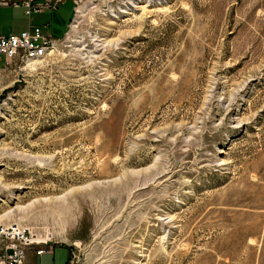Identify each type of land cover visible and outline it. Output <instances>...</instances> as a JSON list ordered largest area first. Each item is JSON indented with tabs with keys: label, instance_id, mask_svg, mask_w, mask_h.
I'll use <instances>...</instances> for the list:
<instances>
[{
	"label": "rangeland",
	"instance_id": "374dc122",
	"mask_svg": "<svg viewBox=\"0 0 264 264\" xmlns=\"http://www.w3.org/2000/svg\"><path fill=\"white\" fill-rule=\"evenodd\" d=\"M44 22L57 45L0 83V223L65 264H264V0H65ZM26 26L0 6V34Z\"/></svg>",
	"mask_w": 264,
	"mask_h": 264
},
{
	"label": "built area",
	"instance_id": "2783aa9c",
	"mask_svg": "<svg viewBox=\"0 0 264 264\" xmlns=\"http://www.w3.org/2000/svg\"><path fill=\"white\" fill-rule=\"evenodd\" d=\"M63 2L64 0H0V6L20 7L27 18V26L19 32L0 34V83L4 74L15 70L13 66L31 65L57 45L59 39L44 32L48 23L33 24L32 16L54 11ZM52 244L48 238H42L20 223H0V264H23L26 250L33 248L34 253L40 255L49 252Z\"/></svg>",
	"mask_w": 264,
	"mask_h": 264
},
{
	"label": "crops",
	"instance_id": "0c3cea01",
	"mask_svg": "<svg viewBox=\"0 0 264 264\" xmlns=\"http://www.w3.org/2000/svg\"><path fill=\"white\" fill-rule=\"evenodd\" d=\"M71 10H72V8L70 9V15H71ZM70 15L68 16L67 22L70 18ZM67 22L65 24V27L67 25ZM55 245H58V244H52L49 252H44L40 255H36L34 253L33 248L26 250L25 255H24V259H23V264H65V260L67 257L66 247L64 245H59L63 250L64 249L66 250V253L63 250H61L60 252L55 254V248H54Z\"/></svg>",
	"mask_w": 264,
	"mask_h": 264
},
{
	"label": "bare ground",
	"instance_id": "6f19581e",
	"mask_svg": "<svg viewBox=\"0 0 264 264\" xmlns=\"http://www.w3.org/2000/svg\"><path fill=\"white\" fill-rule=\"evenodd\" d=\"M49 52L51 53V51H49ZM50 53H49V54H50ZM25 66H30V64H28V65H25ZM25 66H24V67H25ZM31 66H32V64H31ZM31 66H30V67H31ZM69 192H71V191H69ZM77 193H80V192H73V194H72V195H74V194L76 195Z\"/></svg>",
	"mask_w": 264,
	"mask_h": 264
}]
</instances>
